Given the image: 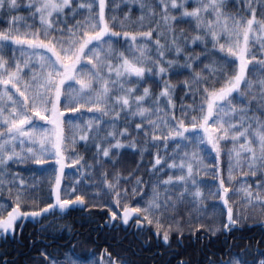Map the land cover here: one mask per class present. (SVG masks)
I'll list each match as a JSON object with an SVG mask.
<instances>
[{
    "label": "snow or ice",
    "instance_id": "6c2138e0",
    "mask_svg": "<svg viewBox=\"0 0 264 264\" xmlns=\"http://www.w3.org/2000/svg\"><path fill=\"white\" fill-rule=\"evenodd\" d=\"M131 2L139 5L141 15L133 21L126 12L117 26L106 0H26L39 25L21 31L15 25L23 17L11 15L19 9L18 0H0V14H9L8 26L0 30V239L24 237L28 225L36 233H54V222L72 213L90 217L104 212L96 229L127 228L134 221L137 232L147 231L169 246L173 233L178 242L185 239L180 206L188 209L190 220L194 214L199 221L207 211L205 200L215 199L223 205H211L209 215L216 222L196 223L189 238L203 239L201 231L216 237L245 227H259L262 235L255 244L250 237L239 252L227 249L226 259L206 255V264H264V74L249 76L257 68L264 73V58L257 60L250 48L255 36L264 52V0H245L233 13L226 11L228 0H199L190 9L191 0H157L155 6L152 0ZM83 12V19L76 20ZM184 20L194 23L195 35L176 31L175 24ZM121 40L127 49L115 46ZM195 47L201 50L193 52ZM8 48L11 56L5 55ZM181 73H187L183 80L171 82L172 75ZM153 79L156 92L144 85ZM86 113L89 119L78 123ZM229 140L233 147L225 169L223 145ZM78 142L85 151L94 148L87 164L83 155L67 151L66 145ZM125 148L141 157L127 176L117 169ZM150 149L148 171L157 179L141 204L136 197L143 199L148 182L136 172ZM213 153L214 162L206 164L204 154L211 158ZM109 163L111 173L104 168ZM11 165L29 166L34 174L54 169L55 179L42 187L34 175L29 183ZM72 166L79 175L68 188L63 176ZM96 169L101 171L93 181ZM165 171L167 177L160 180ZM208 173L218 186L206 195L197 177ZM237 173L255 180V191L245 184L232 188L243 194V209L230 204ZM122 181L131 182V193L121 189ZM90 188L96 191L89 193ZM173 188L179 189L174 195ZM40 255L44 264H105V255L107 264H130L107 249L99 262L72 249L61 260L44 250ZM0 264L16 261L0 253ZM177 264L189 261L181 258Z\"/></svg>",
    "mask_w": 264,
    "mask_h": 264
},
{
    "label": "trees",
    "instance_id": "16d2710c",
    "mask_svg": "<svg viewBox=\"0 0 264 264\" xmlns=\"http://www.w3.org/2000/svg\"><path fill=\"white\" fill-rule=\"evenodd\" d=\"M154 1V0H152ZM81 2L77 0V3ZM111 0H106L107 3V13L109 15V9H112L110 6ZM25 2L18 0L19 9L16 12L11 13V15H24L29 13V10L25 7ZM156 4V3H155ZM154 4V6H155ZM243 2L241 0L240 5L236 4V0H228L226 10L235 12L238 7L242 8ZM156 12H160L159 8H155ZM128 12L130 14V18L137 17L141 10L139 5L136 3H132L131 1L122 2L117 9L118 15L123 18L124 14ZM8 13L0 14V25H4L7 23ZM85 12L76 16L75 19H83ZM123 15V17H122ZM176 15V13H173ZM56 19V17L54 18ZM72 23L75 20L71 21ZM120 22V21H119ZM119 22L117 26H119ZM194 23L190 20H184L180 23L175 24V29L179 32L181 29L184 31L185 36H192L196 33L193 31ZM146 30V29H145ZM123 40L117 43L115 46L119 49L123 47ZM200 47L192 48L193 52H199ZM256 59L264 58V54L256 53ZM255 61H253L254 63ZM264 74L260 73L258 68L252 70L249 73L250 78H257L258 75ZM187 73H181L180 75H172L170 77L171 82L176 83L179 80H183ZM162 83V81L160 82ZM144 85L150 86L153 92L159 90L158 83L155 79L149 81L146 80ZM141 85V88L144 86ZM182 94V90H178L176 93L177 102L179 103V97ZM191 98L189 97L188 101L190 102ZM253 108H255V104H253ZM179 116L180 113L177 112ZM251 115V113H250ZM259 115V113H257ZM122 126V125H121ZM135 124L132 125L134 129ZM142 133L140 139H142ZM128 139H131L129 137ZM233 147L231 141L229 140L227 143L223 145V151L225 153L223 158L224 168L227 169V152L229 149ZM74 152H78L83 155L85 158V163L87 164L92 157V152L94 148H90L88 151H85L83 142H78L75 146L72 147ZM191 150L190 148L188 149ZM151 149L143 156V162L139 165V171L136 172V176H142L145 181L148 183L145 185V192L141 193L143 199L140 197H136V200L143 204L145 201L149 199L152 194V181L157 179V177L153 176L149 173L148 169L150 167V162L152 160ZM171 152V148L169 149ZM185 151V149H181V152ZM206 159V164H212L214 162L213 153L211 158H207V154H204ZM120 163L117 165V169L121 172L123 176H127L129 171L137 167V162L141 159L140 154L138 152H133L129 148H125L121 150V154L119 156ZM177 162H179L177 158ZM203 166V165H202ZM104 168L108 169L111 173L114 171L111 168L110 163L105 164ZM73 169V174L70 175L69 171ZM10 170L12 172L19 173L26 181L29 183L34 182V175L39 180L42 181V187L47 186L49 179H55L54 169H48L44 173H33V170L29 166L25 165H11ZM69 170V171H68ZM101 169H96L95 174L92 176V180L95 181L96 178L100 175ZM79 173L77 172L76 167L66 168L65 174L63 176V184L70 188L72 181L77 178ZM168 172L165 171L163 175L159 177L160 180H163L167 177ZM227 177V172L225 171V179ZM135 179V176L132 177ZM198 180L203 181L201 187L205 191L206 195L209 189L215 190L218 186L214 184L212 181V174H202L197 177ZM241 184L251 185L253 191H255V180L249 177L248 179H244L238 173L236 174V181L230 187V204L235 202V206L237 208L243 209L244 204L242 202V193H234L232 192V188H239ZM226 186H228L226 184ZM128 188L129 193H131V182L125 184L123 181L121 182V189ZM83 187L81 191H83ZM89 193L96 191V189H88ZM163 192V188L160 189ZM179 189H171L170 194L174 195ZM4 196L7 197V188L4 189ZM104 199H110V197H104ZM216 204L218 208H222V202L215 199H206L202 208H206L207 211H204L201 215V219L199 221L196 220L195 215L193 214L192 219L188 218V209L181 205L179 208V214L183 217L182 226L185 230V239L182 242L177 241L176 234L173 233L171 244L169 246L163 245L162 241L157 240L154 236L147 231L143 234L137 232L133 227L124 228L121 226L119 229H113L105 227L103 229H96V225L101 224L103 222L105 213L104 212H94V214L90 217H82L79 212L72 213L71 215L65 217L62 220H56L53 224L55 228V232H49L48 234H40L33 231V226L28 225L25 229L24 237H21L17 240H3L0 239V253H7L8 258L15 260L16 264H44V258L40 255V251H46L52 258L57 260L63 259L64 253L68 249H72V251L81 256V257H89L95 258L97 262H99L101 258V253L104 252L105 249L109 253L112 254L114 258L117 260L123 259L130 264H177V261L181 258L189 261V264H206L205 256H209L212 258H227L226 255H223L227 249L231 248L234 252H239L240 248L248 243V239L253 238V244L258 241L262 235V230L259 227H252L249 229L245 227L242 231H236L231 234L224 233L219 236L213 237L209 233H205L201 231L199 233L203 239H191L189 238V229L195 230L196 223H205L208 225H213L216 221L210 217V213L212 211L211 205ZM115 210V209H114ZM51 219V218H50ZM64 227H61V226ZM131 229V230H130ZM29 232H32V235H29ZM55 237V238H54ZM35 241V243H33ZM260 247L264 248V245ZM213 253H215V257H213ZM89 254H91L89 256ZM108 257L104 256L105 264H107Z\"/></svg>",
    "mask_w": 264,
    "mask_h": 264
},
{
    "label": "rangeland",
    "instance_id": "374dc122",
    "mask_svg": "<svg viewBox=\"0 0 264 264\" xmlns=\"http://www.w3.org/2000/svg\"><path fill=\"white\" fill-rule=\"evenodd\" d=\"M20 1H22V2H25V0H20ZM81 1V0H80ZM126 1H131V0H111V2H110V4H111V8L112 9H109V16H115L116 18H117V20H116V22L118 23L122 18L118 15V13H117V9L119 8V5L122 3V2H126ZM84 2H86V0H84ZM153 2V5L157 2V0H154V1H152ZM199 2V0H191V2L190 3H188L187 4V7H189V9L191 8V7H193V6H195V4L196 3H198ZM242 2H243V4L245 3V0H242ZM133 3V2H132ZM252 3L253 4H255L256 3V0H252ZM146 11V10H145ZM227 12H229V13H233L232 11H228V10H226ZM157 13H159V12H157ZM85 14H86V12H85ZM249 15H250V13H248ZM141 15V13L137 16V17H132V19L131 20H133V21H135V20H137L138 18H139V16ZM20 16V15H19ZM259 16H260V13L258 12L257 13V17L259 18ZM21 17H23V19L22 20H20V21H18L17 22V24L15 25V26H18L19 28H20V30L21 31H24L25 29H26V26L27 25H32V29L31 30H35V27L37 26V25H39V18L38 17H35V18H33L32 16H31V14H30V12L29 13H26V14H24V15H21ZM122 17H123V15H122ZM55 18V16H53V18L52 19H54ZM209 17H205V19H208ZM76 20H79V19H76ZM82 20V19H81ZM75 23V22H74ZM8 25H7V23L6 24H4V25H0V30H3L4 28H6ZM127 45L126 44H124L123 45V48L124 49H127ZM250 48H251V51L254 53V54H256V53H261V54H264V52H261V50H260V44H259V42H258V40L256 39V37L255 36H253V38H252V41H251V44H250ZM11 54H12V49L11 48H8V49H6L5 50V55L6 56H11ZM16 56H17V58H20V52L17 50V52H16ZM22 59V58H21ZM13 66H14V62H13ZM30 71V70H29ZM27 75H28V72H25V76L27 77ZM87 119H89V115L86 113L82 118H80L77 122L78 123H82L84 120H87ZM69 139H71V134H69ZM72 147H73V145H71V144H68V145H66V148H67V151L69 152V153H72V152H74L73 151V149H72ZM72 167H74V166H72ZM69 171V170H68ZM70 173V175H72L73 174V169H70V171H69Z\"/></svg>",
    "mask_w": 264,
    "mask_h": 264
},
{
    "label": "water",
    "instance_id": "95a60500",
    "mask_svg": "<svg viewBox=\"0 0 264 264\" xmlns=\"http://www.w3.org/2000/svg\"><path fill=\"white\" fill-rule=\"evenodd\" d=\"M131 227H133L135 229V222L134 221L132 222Z\"/></svg>",
    "mask_w": 264,
    "mask_h": 264
}]
</instances>
